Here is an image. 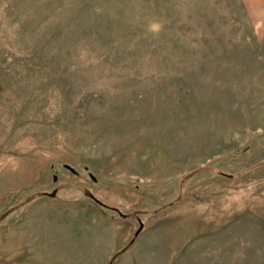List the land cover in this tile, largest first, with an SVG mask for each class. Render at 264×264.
I'll return each mask as SVG.
<instances>
[{"label": "rangeland", "instance_id": "rangeland-1", "mask_svg": "<svg viewBox=\"0 0 264 264\" xmlns=\"http://www.w3.org/2000/svg\"><path fill=\"white\" fill-rule=\"evenodd\" d=\"M0 264H264V0H0Z\"/></svg>", "mask_w": 264, "mask_h": 264}, {"label": "water", "instance_id": "water-1", "mask_svg": "<svg viewBox=\"0 0 264 264\" xmlns=\"http://www.w3.org/2000/svg\"><path fill=\"white\" fill-rule=\"evenodd\" d=\"M48 196H50V197H54L55 196V194H56V191L55 190H53L52 192H50V193H46ZM87 196L89 197V198H91L93 201H95L96 203H98V204H101L91 193H87ZM101 205H103V204H101Z\"/></svg>", "mask_w": 264, "mask_h": 264}, {"label": "trees", "instance_id": "trees-1", "mask_svg": "<svg viewBox=\"0 0 264 264\" xmlns=\"http://www.w3.org/2000/svg\"><path fill=\"white\" fill-rule=\"evenodd\" d=\"M104 206V205H103ZM109 209H111V210H116L115 208H109Z\"/></svg>", "mask_w": 264, "mask_h": 264}]
</instances>
